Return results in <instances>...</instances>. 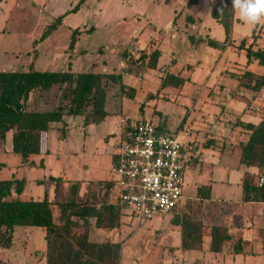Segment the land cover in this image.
<instances>
[{"label":"rangeland","instance_id":"1","mask_svg":"<svg viewBox=\"0 0 264 264\" xmlns=\"http://www.w3.org/2000/svg\"><path fill=\"white\" fill-rule=\"evenodd\" d=\"M188 1L85 0L73 11L79 0H0V71L112 73L120 74L124 85L121 89V83L105 80L107 115L101 122L84 125L83 116L65 115L63 122L52 123L45 133L40 155L22 160L12 151V133H7L5 141L0 142V180L24 178L25 187L19 199L38 200L46 196L52 203L54 221L59 225L64 223L59 205L71 198L78 204L86 202L100 209L102 204L114 203L116 188L108 187L113 177L110 165L124 119L129 122L147 118L168 131L188 127L190 134L182 138L189 140L193 133L197 137L203 133L201 143L210 135L219 136L215 130L226 136L229 128L241 133L240 136L234 133L236 143L231 147L226 139L217 143L219 148L224 144L219 153L230 149L232 158L210 155L212 149L202 153L203 172L198 177L192 169L198 168V161L191 158L188 166L185 164L187 199L194 195L197 185L208 183L210 174L216 179L237 174L234 146L246 131L236 125L239 113H248L251 120L264 113V84L258 91L252 90L243 76L248 70L264 78V67L256 61L246 63L244 51L237 46L245 39L254 49L263 48L264 21L252 26L242 21L234 10L225 46L209 47L207 38L220 44L225 39L221 24L210 15L213 3L197 0L189 4ZM57 17H61L57 27L41 38ZM76 29V40L70 48L71 33ZM154 49L160 50V57L156 68L151 69L148 56ZM166 74L181 76L185 81L179 86H162ZM63 91L64 86L35 90L29 95L27 108L46 111L65 105ZM50 176L58 180H50ZM74 183L79 184L75 194L71 188ZM227 192L222 184L213 187L214 197ZM230 193L231 202L239 201L238 185L233 183ZM221 204L212 205L198 197L180 210L149 220L122 207L117 226L111 229L95 227V218H89V226L84 229L80 226L83 221L73 217L79 226L66 238L74 243L71 234L85 232L92 242H118L120 264H170L168 248L175 242V234L170 231L173 221L190 220L200 227L201 244L197 251L210 253L202 264H248L250 255L255 256L251 264H264V233L242 256L233 248L239 244L237 237L221 245L218 253L210 251L206 242L210 240L212 224L217 223L213 212L219 210L225 217L229 215L230 206ZM261 204L249 205L245 210L249 217L262 223L260 228L264 230V203ZM224 223L228 224V220ZM225 228H221L223 232ZM45 234L41 227L15 226L10 247H0V260L7 264H47L49 249ZM173 263L179 264L177 260Z\"/></svg>","mask_w":264,"mask_h":264},{"label":"trees","instance_id":"2","mask_svg":"<svg viewBox=\"0 0 264 264\" xmlns=\"http://www.w3.org/2000/svg\"><path fill=\"white\" fill-rule=\"evenodd\" d=\"M85 0H79L73 9L76 10ZM197 0H189V4ZM223 11L219 12L221 0H215L210 8V15L221 24L225 39L220 44L216 40L207 38L206 44L213 48H223L231 33L234 9L231 0H223ZM61 21L57 17L49 26L41 38H44L51 29H55ZM254 31V30H253ZM78 30L71 33L69 47L72 48ZM204 41V39H201ZM237 48L244 51L246 63L256 61L264 67V47L254 49L252 43L246 44L242 39ZM160 50L154 49L148 56V67L156 68ZM243 76L249 81L248 87L258 91L264 84L262 75L256 76L251 71H245ZM105 80L121 83L120 74L94 73L66 71H0V142L5 141L7 133L11 132L12 151L18 154L22 160L29 156L40 155L45 133L52 123L63 122L64 116H83V123L96 124L104 120L107 112L104 109L106 90ZM104 81V83H103ZM184 78L174 74H166L162 80V86H179L184 83ZM53 86H64L62 99L65 105H59L46 111L29 110L27 103L29 95L35 90H49ZM124 85L121 83V89ZM239 125L248 131V137L240 143V164L246 168H255L256 172L245 171L241 182V201L264 203V113L258 123L243 122L238 120ZM46 152V151H45ZM114 160V156H113ZM262 179V182L260 180ZM50 180H58L50 176ZM114 185L110 181L108 187ZM25 187V179L11 177L0 180V247L9 248L12 244L15 226L41 227L46 231L45 240L49 249L47 264H120L121 244L118 242L97 243L88 240L85 232L71 234L74 243L66 236L77 228L80 219L82 228L89 226V218H95V227H116V221L122 206L116 200L114 203L102 204V209L93 204L82 202L78 204L75 198H71L59 205L60 217L64 221L62 225L56 224L51 210V202L46 196L42 199L21 200L18 198ZM73 193H77L79 184L72 186ZM201 198H209V187L202 186L198 190ZM13 195L16 198H11ZM72 208V210H69ZM107 225H104V223ZM173 223L181 225V246L186 250L198 249L201 244L199 228L186 222L175 219ZM84 231V230H83ZM220 227H213L210 248L218 250L222 240L229 239L227 234L220 238ZM234 251L240 252L241 245L236 244ZM0 264H7L0 260Z\"/></svg>","mask_w":264,"mask_h":264},{"label":"built area","instance_id":"3","mask_svg":"<svg viewBox=\"0 0 264 264\" xmlns=\"http://www.w3.org/2000/svg\"><path fill=\"white\" fill-rule=\"evenodd\" d=\"M189 132L160 129L147 118L122 120L110 168L122 207L145 220L176 209L185 185L188 145L182 137Z\"/></svg>","mask_w":264,"mask_h":264},{"label":"crops","instance_id":"4","mask_svg":"<svg viewBox=\"0 0 264 264\" xmlns=\"http://www.w3.org/2000/svg\"><path fill=\"white\" fill-rule=\"evenodd\" d=\"M242 110V109H241ZM239 120L243 121V122H251L253 124H256L259 122L260 118L256 117L255 120H251L249 117L250 115L248 113H243L242 111H240L239 113ZM122 132V129H121ZM195 132V131H194ZM215 133L219 136H208V140H206L204 143H201L199 141V139H201V137L203 136V133H201L200 136L197 137L196 133H193L190 136L189 140L187 141V152H186V165L188 166V162L189 160L192 159H196L198 161V168L197 169H193L194 171V175L196 177H198L202 172V166L204 164V160L201 159V155L202 153H206L204 151H206L207 149H212L211 152L213 153H209L210 155L213 156H225L227 158H232L229 153H231L230 149L229 151H224V152H220V150H222L223 148V143L220 144L222 148L218 147V141L219 139L222 141L223 139H226V141L228 143H230L228 145V147H231L233 144H235V139L233 137L234 133H237L238 136L241 135L240 132H236L235 129L233 130L232 128H229V130H227V136L225 135L226 133H219L217 130H215ZM244 138H240L238 144L236 146H234V151H235V157L233 159H237V164L234 166V168L236 167V173L234 175H228L226 177H223L224 179H216L215 177L213 178L210 174V171L208 169V174H210V178L208 180L207 184H201L200 186L197 185V189L193 193L191 194L190 198L187 199L185 198L184 195V189H185V185L183 187V193H182V198L178 204V206L176 207V209L172 210L173 211H177L180 210L181 208H184L187 204H192L194 203V201L196 199H198V197H200V195L198 194V190L202 187V186H208L209 187V198L208 199H204L206 201H210L212 202V205H220L222 206V202H225L227 204V206H230L229 208V215L225 217V215L223 214V211H219L218 212H213V215L216 216L217 218V223L212 224L211 228H210V240L208 242H206V244L208 243V246L210 248L211 245V241H212V228L217 226L220 228H225L224 225L227 226L226 232L221 231L220 233V238H223L224 234H227L229 236V239L226 240H222L219 242L220 246L224 245V243L228 242L231 238L233 237H237V243H239L241 245V251L239 253H237L238 256H242V254L246 251L247 247L253 243H255V241L258 239V237L260 238L262 236V233H264L262 230V228H260V224H262L261 222H258L255 220H253V217H249L248 212L245 210L246 207L250 206H261L263 202H246L243 203L241 201V195L239 197V201H232L231 202V198H230V190H231V186L233 183H235L236 185H238V188H240L241 191V182H242V178H243V174L245 171H248L250 173H253L255 171V168H246L245 166H243L242 164H240V143L245 141L248 137V131H245L243 134ZM230 137V138H229ZM229 139V140H228ZM185 140V139H184ZM217 149V150H216ZM193 152H190V151ZM43 152V150H42ZM42 154V153H41ZM209 154L207 153V156H209ZM206 156V157H207ZM113 161V160H112ZM112 164V162H111ZM213 164H211L212 166ZM111 166V165H110ZM200 166V167H199ZM226 171H229V169L227 167H225ZM209 176V175H208ZM56 177V176H53ZM185 177V175H184ZM112 180V179H111ZM186 184V183H185ZM217 184H222L223 187H225L226 189H228L227 193L224 194H220L218 193L216 197H214L215 195H213V187ZM115 186V183H114ZM116 188V186H115ZM198 194V195H197ZM117 200V188H116V196H115V201ZM248 203V204H247ZM164 214V213H162ZM159 214V215H162ZM157 215V216H159ZM252 215H254L252 213ZM225 219L228 220V224L224 223ZM181 225L180 224H176L174 223V226H172V229H170V231L172 233L175 234V242L174 244L170 245V249L168 248L169 251V260L170 264H174L173 260H177V263L179 264H202V261L204 260L205 256L207 255V257L210 256V253H204L202 254L201 251H197L196 250H186L183 249L181 246ZM259 226V228H258ZM222 230V229H221ZM257 230L258 233L255 231ZM263 237V236H262ZM205 243V242H204ZM203 243V244H204ZM220 246L218 248V250L213 251L210 248V251H212L213 253H218L221 249ZM209 251V252H210ZM197 252V253H195ZM177 253V254H176ZM248 262L251 264L254 262L255 260V256L250 255V258H247ZM248 263V264H249Z\"/></svg>","mask_w":264,"mask_h":264},{"label":"clouds","instance_id":"5","mask_svg":"<svg viewBox=\"0 0 264 264\" xmlns=\"http://www.w3.org/2000/svg\"><path fill=\"white\" fill-rule=\"evenodd\" d=\"M215 3V0H211ZM223 0L219 12L223 11ZM232 8L239 13V18L247 24L255 26L264 21V0H232Z\"/></svg>","mask_w":264,"mask_h":264}]
</instances>
